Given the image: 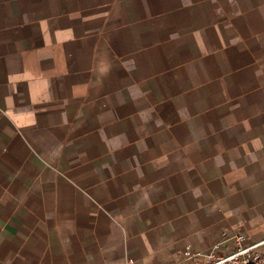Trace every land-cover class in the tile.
Instances as JSON below:
<instances>
[{
  "label": "crops",
  "instance_id": "crops-1",
  "mask_svg": "<svg viewBox=\"0 0 264 264\" xmlns=\"http://www.w3.org/2000/svg\"><path fill=\"white\" fill-rule=\"evenodd\" d=\"M236 233L264 255V0H0V264Z\"/></svg>",
  "mask_w": 264,
  "mask_h": 264
},
{
  "label": "built area",
  "instance_id": "built-area-1",
  "mask_svg": "<svg viewBox=\"0 0 264 264\" xmlns=\"http://www.w3.org/2000/svg\"><path fill=\"white\" fill-rule=\"evenodd\" d=\"M234 250L230 253H221L223 246L217 242L206 252V261L200 264H264V255L256 250L261 242H250L244 233H236L232 236ZM188 257L193 256L190 248L184 251Z\"/></svg>",
  "mask_w": 264,
  "mask_h": 264
}]
</instances>
